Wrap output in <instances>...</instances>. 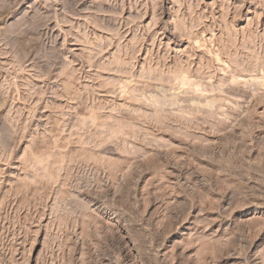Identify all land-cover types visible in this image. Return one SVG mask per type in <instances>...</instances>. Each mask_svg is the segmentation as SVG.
<instances>
[{"label": "rangeland", "instance_id": "374dc122", "mask_svg": "<svg viewBox=\"0 0 264 264\" xmlns=\"http://www.w3.org/2000/svg\"><path fill=\"white\" fill-rule=\"evenodd\" d=\"M5 3L0 264H264V0Z\"/></svg>", "mask_w": 264, "mask_h": 264}, {"label": "bare ground", "instance_id": "6f19581e", "mask_svg": "<svg viewBox=\"0 0 264 264\" xmlns=\"http://www.w3.org/2000/svg\"><path fill=\"white\" fill-rule=\"evenodd\" d=\"M5 4L7 5V2H8V5H10V3H9V0H5ZM14 2V1H13ZM3 5H4V3H3ZM9 7V6H8ZM3 8H4V6H3ZM10 8V7H9ZM188 34V33H187ZM186 34V35H187ZM230 35V34H229ZM188 36H190V35H188ZM197 37V36H196ZM194 38V37H193ZM229 38V37H228ZM231 38V43L233 44V41L235 42V40L234 39H232V36L230 37ZM12 40H14V41H16L17 39H12ZM229 40V39H228ZM16 42H19V41H16ZM255 42V41H254ZM14 43V42H13ZM228 43V42H227ZM231 43H230V46H228L227 44L224 46V48L222 49V53H223V55H225V56H228V57H230L231 58V60L233 61V63H234V65H238V66H242L243 67V65L245 66L243 69H238L237 70V74H239V75H245V74H247V72H249L250 71V69L251 68H254V67H252V63H251V61L248 59H246V55L244 56V57H242V55H240V54H244L245 52L244 51H240V53H236L237 55H234L233 54V52H234V48L237 46H235L234 45V48H233V45H231ZM236 43V42H235ZM15 44V43H14ZM19 44V43H18ZM223 44V43H222ZM237 44V43H236ZM242 44V43H241ZM240 45V44H239ZM244 45V44H243ZM24 47V46H23ZM104 47V46H103ZM107 47H108V45H107ZM241 47V46H240ZM247 46H245L244 47V49L243 50H245V48H246ZM22 48V47H21ZM25 48V47H24ZM105 48V47H104ZM237 48V47H236ZM235 48V49H236ZM106 50V49H105ZM232 50H233V52H232ZM246 50H248V49H246ZM104 50L102 49V52H103ZM237 51V50H236ZM101 52V51H100ZM105 52V51H104ZM134 52V51H133ZM29 53V52H28ZM128 53V52H127ZM126 53V54H127ZM209 53V52H208ZM36 54V53H35ZM135 54V53H134ZM210 54V53H209ZM38 55V54H37ZM48 55V58L53 62V63H58L59 61H60V55L56 52V50L55 51H51L50 53H48L47 54ZM99 55V54H98ZM25 56V55H24ZM132 56V55H131ZM237 56V57H236ZM23 57V56H22ZM96 57V56H95ZM118 57V56H117ZM250 57V56H249ZM248 57V58H249ZM252 58H253V56H251ZM213 58V57H212ZM263 59V58H262ZM118 60V59H117ZM219 60V59H218ZM218 60H216V61H218ZM228 60V59H227ZM251 60H253V59H251ZM255 60V59H254ZM26 61V60H25ZM94 61V60H93ZM153 61V60H152ZM156 61V60H155ZM179 61V60H178ZM223 61V60H222ZM261 61V60H260ZM18 62V61H17ZM91 62V61H90ZM114 62V61H113ZM116 62V61H115ZM131 62V61H130ZM253 62V61H252ZM255 62V61H254ZM259 62V61H258ZM89 63V62H88ZM133 63V62H132ZM193 63V62H192ZM207 63V62H206ZM90 64V63H89ZM96 64V63H95ZM112 64V63H111ZM129 64H131V63H129ZM165 64V63H164ZM210 64V63H209ZM263 64L264 63H262L261 65L263 66ZM116 65V64H115ZM123 65V64H122ZM189 65V64H188ZM188 65H186V66H188ZM203 65V64H202ZM206 65V64H205ZM211 65H212V62H211ZM216 65V64H215ZM259 65V64H258ZM260 65V66H261ZM102 66V65H101ZM110 66V65H109ZM112 66V65H111ZM125 66H126V64H125ZM156 66V65H155ZM183 66V65H182ZM185 66V67H186ZM190 66V65H189ZM197 66V65H196ZM210 66V65H209ZM228 66V65H227ZM107 67V66H106ZM115 67V66H114ZM211 67V66H210ZM236 67V66H235ZM257 67V66H256ZM100 68V67H99ZM111 68V67H110ZM131 68V67H130ZM154 68V67H153ZM164 68V67H163ZM168 68V67H167ZM182 68V67H181ZM183 68H184V66H183ZM205 68H207V67H205ZM211 68H213V67H211ZM211 68L209 69V67H208V69L209 70H211ZM237 68H241V67H237ZM115 69V68H114ZM120 69H121V67H120ZM119 69V70H120ZM150 69V68H149ZM109 70V69H108ZM126 70V69H125ZM128 70V69H127ZM143 70V69H142ZM152 70V69H151ZM161 70V69H160ZM179 70V69H178ZM183 70V69H182ZM184 70H187V69H184ZM199 70V69H198ZM197 70V71H198ZM201 71L203 70V69H200ZM206 70V69H205ZM219 70V69H218ZM121 71H123V70H121ZM149 71V70H148ZM161 71H163V70H161ZM170 71V70H169ZM204 71V70H203ZM201 72V73H204V72ZM207 71V70H206ZM110 72V71H109ZM111 72H113V71H111ZM130 72V71H129ZM150 72V71H149ZM159 72V71H158ZM181 72V71H180ZM183 72V71H182ZM192 72V71H191ZM219 72V71H218ZM229 72V71H228ZM118 73H119V71H118ZM126 73V72H125ZM128 73V72H127ZM184 73V72H183ZM183 73H181V74H183ZM186 73V72H185ZM234 73V72H233ZM71 74V73H70ZM159 74V73H158ZM163 74V73H162ZM167 74V73H166ZM165 74V75H166ZM180 74V73H179ZM193 74V73H192ZM196 74V73H195ZM199 74V76H200V72L198 73ZM205 74H206V72H205ZM205 74H203L204 76H205ZM209 74V73H208ZM212 74H214V73H212ZM127 75V74H126ZM143 75V74H142ZM147 75V74H146ZM145 75V76H146ZM149 75H151V74H148V76ZM153 75V74H152ZM151 75V76H152ZM155 75V74H154ZM153 75V77H155ZM177 75V74H176ZM188 75V74H187ZM186 75V76H187ZM210 75V74H209ZM159 76V75H158ZM185 76V77H186ZM246 76V75H245ZM147 77V76H146ZM153 77H152V79H153ZM164 77V76H163ZM173 77V76H172ZM179 77H181V76H179ZM183 77V76H182ZM195 77V76H194ZM197 77V76H196ZM202 77V76H201ZM148 78H150L151 79V77H148ZM147 78V79H148ZM157 78V77H156ZM156 78H155V80H156ZM168 78V77H167ZM174 78H176L175 76H174ZM200 78V77H199ZM204 78V77H203ZM142 79H145V78H142ZM172 79V78H171ZM177 79V78H176ZM189 79V78H188ZM117 80V79H116ZM168 80H169V78H168ZM191 80H193V79H191ZM225 80V79H224ZM227 80V79H226ZM234 80V79H233ZM236 80V79H235ZM152 81H154V80H152ZM170 81V80H169ZM177 81V80H176ZM179 81V80H178ZM221 81V80H220ZM231 81V80H230ZM243 81V80H242ZM189 82V81H188ZM219 82V81H218ZM227 82V81H226ZM225 82V83H226ZM232 82V81H231ZM156 83V82H155ZM158 83H159V81H158ZM185 83V82H184ZM186 83H187V80H186ZM234 83V82H233ZM244 83V82H243ZM171 84V83H170ZM177 84V83H176ZM192 84V83H191ZM195 84V83H194ZM197 84V83H196ZM199 84V83H198ZM205 84V83H204ZM221 84V83H220ZM232 84V83H231ZM237 84V83H236ZM249 84V83H248ZM145 85V84H144ZM150 85V84H149ZM158 85V84H157ZM187 85V84H186ZM201 85V84H200ZM210 85V84H209ZM223 85V84H222ZM233 85V84H232ZM238 85H239V83H238ZM134 86V85H133ZM153 86V85H152ZM214 86V85H213ZM218 86V85H217ZM224 86H225V84H224ZM235 86V85H234ZM233 86V87H234ZM241 86V85H240ZM160 87V86H159ZM175 87V86H174ZM195 87V86H194ZM201 87V86H200ZM219 87V86H218ZM180 88V87H179ZM207 88V87H206ZM222 88V86L220 87V89ZM224 88V87H223ZM226 88V87H225ZM229 88V87H228ZM151 89V88H150ZM201 89V88H200ZM241 89V88H240ZM70 90V89H69ZM109 90V89H108ZM133 90V89H132ZM131 90V91H132ZM145 90V89H144ZM212 89H210L209 91H211ZM215 90V89H214ZM218 90V89H217ZM216 90V91H217ZM228 90V89H227ZM96 91V90H95ZM115 91V90H114ZM113 91V92H114ZM135 91V90H134ZM141 91V90H140ZM186 91V90H185ZM206 91V90H205ZM221 91H223V90H221ZM116 92V91H115ZM163 92V91H162ZM207 92V91H206ZM212 92V91H211ZM210 92V93H211ZM253 92V91H252ZM69 93V92H68ZM128 93V92H127ZM143 93V92H142ZM219 93V92H218ZM231 93V92H230ZM131 94V93H130ZM240 94V93H239ZM136 95V94H135ZM160 95V94H159ZM236 95V94H235ZM28 96V95H27ZM176 96V95H175ZM237 96H239V95H237ZM73 97V96H72ZM139 97V96H138ZM155 97V96H154ZM158 97H160V96H158ZM199 97V96H198ZM208 97V96H207ZM250 97V96H249ZM254 97V96H253ZM132 98V97H131ZM142 98V97H141ZM148 98H150V97H148ZM202 98H203V96H202ZM69 99V98H68ZM94 99V98H93ZM139 99V98H138ZM151 99H153V97L151 98ZM162 99V98H161ZM181 99V98H180ZM190 99H191V97H190ZM248 99V98H247ZM74 100V99H73ZM131 100V99H130ZM149 100V99H148ZM160 100V99H159ZM158 100V101H159ZM163 100V99H162ZM192 100V99H191ZM194 100V99H193ZM221 100V99H220ZM152 101V100H151ZM180 101H182V100H180ZM207 101H209V100H207ZM213 101V100H212ZM211 101V102H212ZM138 102H139V100H138ZM143 102V101H142ZM156 103H157V101H155ZM191 102V101H190ZM210 102V101H209ZM218 102V101H217ZM224 102V101H223ZM135 103V102H134ZM195 103V102H194ZM198 103V105H199V102H197ZM204 103V102H203ZM208 103V102H207ZM207 103H205V104H207ZM216 103V102H215ZM2 104V103H1ZM142 104H144V103H142ZM158 104V103H157ZM160 104V103H159ZM164 104V103H163ZM178 104V103H177ZM254 104V103H253ZM6 105V104H5ZM171 105V104H170ZM176 105V104H175ZM195 105V104H194ZM203 105V104H202ZM210 105H211V103H210ZM217 105V104H216ZM105 106V105H104ZM108 106V105H107ZM106 106V107H107ZM131 106V105H130ZM146 106V105H145ZM213 106V105H212ZM102 107V106H101ZM134 107V106H133ZM154 107V106H153ZM166 107V106H165ZM196 107V106H195ZM199 107V106H198ZM207 107V106H206ZM96 108V107H95ZM140 108V107H139ZM148 108V107H147ZM156 108V107H155ZM159 108H160V106H159ZM158 108V109H159ZM208 108V107H207ZM91 109V108H90ZM98 109H99V107H98ZM107 109V108H106ZM137 109V108H136ZM157 109V108H156ZM233 109V108H232ZM121 110V109H120ZM137 110H139V109H137ZM142 110H144V109H142ZM201 110H203V109H201ZM206 111V110H205ZM212 111V110H211ZM136 112V111H135ZM146 112V111H145ZM144 112V113H145ZM254 112V111H253ZM91 113V112H90ZM217 113V112H216ZM155 114V113H154ZM158 114V113H157ZM208 114V113H207ZM211 114V113H210ZM209 114V115H210ZM136 115H138V113L136 114ZM141 115V114H140ZM146 115V114H145ZM163 115V114H162ZM214 115V114H213ZM212 115V116H213ZM237 115V114H236ZM113 116V115H112ZM153 116V115H152ZM158 116V115H157ZM166 116V115H165ZM211 116V115H210ZM132 117V116H131ZM140 116H138V118H139ZM147 117V116H146ZM180 117V116H179ZM109 118V117H108ZM114 118V117H113ZM143 118H144V115H143ZM152 118V117H151ZM188 118V117H187ZM196 118V117H195ZM205 118H206V115H205ZM204 118V119H205ZM208 118V117H207ZM214 118V117H213ZM146 119V118H145ZM159 119V118H158ZM170 119V118H169ZM191 119V118H190ZM201 119V118H200ZM97 120V119H96ZM166 120V119H165ZM175 120V119H174ZM192 120H193V118H192ZM191 120V121H192ZM103 121V120H102ZM135 121V120H134ZM144 121V120H143ZM151 121V120H150ZM168 121V120H167ZM206 121V120H205ZM215 121V120H214ZM3 122V121H2ZM7 122V121H6ZM83 122V121H82ZM89 122V121H88ZM90 122H92L91 120H90ZM156 122V121H155ZM164 122V121H163ZM175 122V121H174ZM181 122V121H180ZM198 122V121H197ZM196 122V123H197ZM209 122V121H208ZM211 122H212V120H211ZM220 122V121H219ZM84 123V122H83ZM82 123V124H83ZM97 122H95V124H96ZM103 123V122H102ZM144 123V122H143ZM162 123V122H161ZM165 123V122H164ZM182 123V122H181ZM191 123V122H190ZM193 123V122H192ZM225 123V122H224ZM116 124V123H115ZM133 124V123H132ZM156 124V123H155ZM165 124H167V123H165ZM164 124V125H165ZM171 124V123H170ZM194 124V123H193ZM218 124V123H217ZM226 124V123H225ZM137 125V124H136ZM157 125V124H156ZM168 125V124H167ZM196 125V124H195ZM194 125V126H195ZM213 125V124H212ZM223 125V124H222ZM227 125V124H226ZM8 126V125H7ZM86 126V125H85ZM103 126V125H102ZM110 126V125H109ZM123 126V125H122ZM154 126V125H153ZM161 126V125H160ZM206 126V125H205ZM213 126H215V125H213ZM185 127V126H184ZM94 130V129H93ZM95 130H96V128H95ZM94 130V131H95ZM167 130V129H166ZM171 130V129H170ZM106 131V130H105ZM160 131V130H159ZM9 132H10V130H9ZM12 132V131H11ZM102 132V131H101ZM4 133H7V131L6 132H4ZM93 133V132H92ZM15 134V133H14ZM104 134V133H103ZM6 135H8V134H6ZM3 136V135H2ZM10 137H12V136H10ZM15 137V136H14ZM118 139H120V138H118ZM11 140V139H10ZM106 140H108V139H106ZM105 141V140H104ZM115 141V140H114ZM122 141V140H121ZM124 141V140H123ZM126 141V140H125ZM106 142V141H105ZM1 143H3L4 145H8L9 144V142H8V140H7V138H5L4 137V139H3V142H1ZM84 143V142H83ZM83 143H82V145H83ZM107 143V142H106ZM145 143V142H144ZM87 144V143H86ZM98 144V143H97ZM103 144V143H102ZM101 144V145H102ZM92 145V144H91ZM101 145H99V146H101ZM104 145V144H103ZM108 145V144H107ZM86 146V145H85ZM90 146V145H89ZM89 146H87L88 148H90ZM98 146V147H99ZM105 146H106V144H105ZM140 146V145H139ZM145 146V145H144ZM94 147V146H93ZM97 146L95 147V148H98ZM112 147V146H111ZM83 148V147H82ZM109 149V148H108ZM88 150V149H87ZM128 150V149H127ZM108 152H110V151H108ZM89 153V152H88ZM115 153V152H114ZM127 153H129V152H127ZM99 154V153H98ZM108 154V153H107ZM100 156H101V154H99ZM90 157V156H89ZM98 157V156H97ZM91 158H92V156H91ZM104 159V158H103ZM98 160H100V159H98ZM48 161V160H47ZM93 161V160H92ZM91 161V162H92ZM32 162V161H31ZM35 162V161H34ZM44 162H45V160H44ZM88 162V161H87ZM39 163V162H38ZM97 163V162H96ZM106 163V162H105ZM47 164V163H46ZM51 164V163H50ZM107 164H109V163H107ZM31 165V164H30ZM44 165V164H43ZM97 165V164H96ZM32 166V165H31ZM45 167V166H44ZM33 169H34V167H33ZM41 169V168H40ZM57 170V169H56ZM37 172V171H36ZM45 172H46V170H45ZM38 176V175H37ZM40 177V176H39ZM57 177V176H56ZM41 182V181H40ZM47 183V182H46ZM45 185V184H44ZM46 186V185H45ZM61 202V201H60Z\"/></svg>", "mask_w": 264, "mask_h": 264}]
</instances>
